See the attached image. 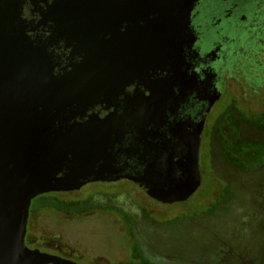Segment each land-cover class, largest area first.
Returning a JSON list of instances; mask_svg holds the SVG:
<instances>
[{"label":"water","instance_id":"obj_1","mask_svg":"<svg viewBox=\"0 0 264 264\" xmlns=\"http://www.w3.org/2000/svg\"><path fill=\"white\" fill-rule=\"evenodd\" d=\"M87 0H0V264H78L24 242L32 200L102 180L124 134L120 90L133 71L121 15Z\"/></svg>","mask_w":264,"mask_h":264},{"label":"rangeland","instance_id":"obj_2","mask_svg":"<svg viewBox=\"0 0 264 264\" xmlns=\"http://www.w3.org/2000/svg\"><path fill=\"white\" fill-rule=\"evenodd\" d=\"M247 22L253 41L213 114L197 200L142 210L125 185L46 192L32 201L30 248L78 264H264V17Z\"/></svg>","mask_w":264,"mask_h":264},{"label":"flooded vegetation","instance_id":"obj_3","mask_svg":"<svg viewBox=\"0 0 264 264\" xmlns=\"http://www.w3.org/2000/svg\"><path fill=\"white\" fill-rule=\"evenodd\" d=\"M87 3L94 16L121 15L117 29L135 43L133 71L120 90L118 112L125 132L111 150L114 167L105 179L81 187L125 185L142 210L174 211L197 200L208 178L204 146L217 120L213 114L228 99L227 78L241 50L253 41L256 24L248 17H264V0ZM27 248L34 257L76 263Z\"/></svg>","mask_w":264,"mask_h":264},{"label":"trees","instance_id":"obj_4","mask_svg":"<svg viewBox=\"0 0 264 264\" xmlns=\"http://www.w3.org/2000/svg\"><path fill=\"white\" fill-rule=\"evenodd\" d=\"M38 197V196H37ZM36 199L37 198H35L34 200H32V201H35L36 202ZM31 205H32V203H31ZM43 209V208H42ZM47 209H49V210H57L55 207H48ZM41 211V209L39 210V211H36V212H34L33 211V207H30V211H29V216H31V214L34 212V213H37V212H40ZM58 211V210H57ZM28 216V217H29ZM29 223L30 222H28V220H27V225H26V231H25V235H24V242H25V245L26 246H28L27 244H26V239H27V236H28V226H29ZM33 249V248H32ZM34 250V249H33ZM38 251H40V250H34V252H38Z\"/></svg>","mask_w":264,"mask_h":264}]
</instances>
